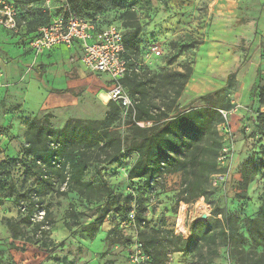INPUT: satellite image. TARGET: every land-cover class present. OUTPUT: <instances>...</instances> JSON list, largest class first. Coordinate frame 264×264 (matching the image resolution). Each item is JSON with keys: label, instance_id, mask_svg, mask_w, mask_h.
<instances>
[{"label": "rangeland", "instance_id": "374dc122", "mask_svg": "<svg viewBox=\"0 0 264 264\" xmlns=\"http://www.w3.org/2000/svg\"><path fill=\"white\" fill-rule=\"evenodd\" d=\"M10 1L17 7V26L15 29L0 27V56L10 62L6 69L15 77L6 83L1 81L5 69L2 67L0 84L17 94V99H14L8 109L11 113L8 118L14 119L20 114V125H28L34 119L44 122L47 118L54 127H62L74 115L84 117L79 118L84 120L104 118L109 102L104 109L100 105L107 96L112 79L106 74H102L100 78L99 74L91 73L80 65L79 69L84 72L83 77L87 82L80 96L78 93L75 95L77 102L67 105L68 97L59 95L62 93L57 91L67 84L65 76L62 75L67 65H70H64L57 56H47L45 61L39 58L37 63H33V70V67L26 69V72L32 70V77L26 75L24 80L12 85L13 81L20 80L15 72L18 62L27 66L26 61L18 58V54H21L20 45L31 31L46 22V15L41 10V1ZM132 5L129 11L105 5L100 14L102 26L113 25L125 35H134L138 47L136 59L142 68L149 71H182V67L192 64L191 79L170 112H166L173 115L177 105L189 106L191 101L192 107L212 104L220 113L224 112L223 124L231 130L229 134L233 150L224 159V163L219 161L225 172L215 178L209 175V181L204 185L205 194L190 202L183 200L186 194L182 190L185 179L188 180L191 176L185 178L183 172L163 171L149 186L145 185L143 178L129 179V171L138 156L137 153H122L110 165L104 166L102 175L90 164L85 179L95 186L106 180L115 193L121 196L124 206L138 210L139 204L151 224L158 228L166 227L175 235L183 233L184 227L190 229L195 220L215 221V214L219 211L236 217L230 223L227 235L234 228L246 235L244 221L257 213L264 193V170L259 165L264 151V126L261 128L257 124L261 123L258 115L264 112V76L256 83L253 93L244 88L248 81L241 76L247 70L249 61L256 57V52L257 56L262 53L259 40L264 33V0H140L134 1ZM84 13L87 12L84 10ZM250 22H254L256 31L254 40L247 47L248 31L243 26ZM154 47L161 48V55L154 53ZM208 52L211 56L210 62L203 64L201 61L206 62ZM41 62L44 66H40ZM229 74H232L230 85L221 91L226 86ZM155 87L156 85L149 84V97L161 105L169 102L168 95H173V89L162 86L158 95ZM8 97L6 95V101ZM62 102L66 106H58ZM2 111L3 107L0 108V116L3 115ZM1 119L2 117L0 121ZM10 124L1 123L0 137L6 136L9 144L1 152L0 158L7 151L17 154L24 146L19 134L10 131ZM244 124L247 125L245 128ZM152 125V121H137L135 116L123 112L116 121V132L126 139L125 145H128L131 135L139 131L138 128L146 129ZM186 135H181L182 141L196 140L194 136H190L191 140ZM213 137L215 141L218 140V129ZM215 141L208 145V154L211 156H207L211 164L216 161L218 153ZM188 152L184 145L182 154L178 155H182L181 159L184 160L188 157ZM245 172L252 176L249 182L243 178ZM223 176L227 178L226 182L218 186L217 179H223ZM15 177L21 185L22 171L19 170ZM237 194L242 197H237ZM93 196V200L85 203L70 195L64 197L53 193L47 196L50 220L55 223V227L50 232V244L46 249L35 242L14 241L11 238L6 219L18 217L19 211L11 199L4 201L0 205V264H63V261L69 264H133L131 256L140 244L141 228L135 222L129 221L115 203L107 202L99 188L93 190ZM72 215L76 217L73 218ZM221 217L218 216L220 219ZM115 224L119 225L127 237V242L124 246L114 245L110 251L105 252L104 238ZM9 243L19 248L10 249ZM232 244L233 241L229 238H215L211 245L216 247L218 253L212 256L210 264H239L238 258L230 256ZM250 247L251 245H245V250ZM256 253L264 251L258 247ZM168 260V264H192L194 257L192 253L175 252Z\"/></svg>", "mask_w": 264, "mask_h": 264}, {"label": "trees", "instance_id": "16d2710c", "mask_svg": "<svg viewBox=\"0 0 264 264\" xmlns=\"http://www.w3.org/2000/svg\"><path fill=\"white\" fill-rule=\"evenodd\" d=\"M38 1L43 4L46 0H28V3ZM68 1L79 15L95 22L97 29L100 30L107 27L102 26L100 16L105 5L129 11L134 1L140 0ZM84 10L87 13H84ZM49 21L48 15L45 23ZM123 35L129 58V71L121 79V83L133 101V109L128 113L130 116H135L137 121H152L153 125L146 129L138 128L139 131L133 133L129 144L125 145L126 139L116 132L118 127L116 121L124 110L121 104L114 101H109L108 110L102 119L70 118L62 127H54L47 118L44 122L38 119L31 121L25 132L22 150L17 154L7 151L5 156L0 158V205L11 199L19 211L18 217L6 219L11 238L14 241L35 242L45 249L48 248L50 232L55 227V223L50 220L47 196L53 193L64 197L70 195L85 203L95 198L93 190L99 188V191H103L107 202L115 203L129 221L135 222L141 228L139 239L146 264H168L170 255L175 252L192 253L194 257L192 264H210L212 256L218 253L216 247L211 245L215 238L226 240L229 238L233 241L230 256L238 258L239 264H264V253H256L258 247L264 251V193L257 213L244 221L246 235L239 233L237 228L231 229L230 234L227 235L230 223L236 217H230L219 211L215 214V221L195 220L190 227V236L186 238L181 234L175 235L166 227H155L141 211L139 204L138 210L135 207L129 209L124 206L121 196L115 193L106 180L95 186L85 179L90 164H93L97 173L102 175L104 166L110 165L122 153H137L138 156L129 171V179L143 178L145 185L149 186L163 171L183 172L185 178H189V175L194 177L185 179L186 188L182 190L186 194L183 200L190 202L205 194L204 185L208 183L209 175L215 178L216 175L225 172L219 162L222 149L227 144L220 128L225 121L222 113L210 103L192 107L190 104L193 101H191L189 106L177 105L173 115L167 114L191 79L193 65L182 67V71L166 69L158 72L149 71L142 68L141 63L136 59L138 55L136 37ZM231 76L232 74L228 75L226 86L222 87L221 91L228 88ZM149 84L156 85L154 90L158 95L160 87L169 86L173 89L172 99L168 95L169 102L162 105L156 103L154 98L149 97ZM64 92L75 91L72 89L57 91V93ZM258 119L261 123L257 124L262 128L264 112L258 115ZM246 124L243 125L244 128ZM216 127L219 138L215 141L213 136L217 132ZM183 134L194 136L196 140L182 141ZM214 141L218 145V153L216 161L211 164L207 156H211L208 154V145ZM8 144L2 146L0 143V155ZM184 145L189 152L188 157L182 160V155L178 154L182 152ZM259 165L264 170V151ZM19 170L23 175L21 185L15 177ZM243 178L249 182L252 176L245 172ZM226 179L218 180L217 185L222 186ZM236 196L242 197L240 194ZM39 209L45 211L42 220L35 218ZM132 210H135L134 219L131 218ZM219 215L222 216L221 219L218 218ZM72 217L76 216L72 215ZM27 235L29 237H26ZM126 242L127 237L119 225L115 224L104 238L105 252L110 251L117 244L124 246ZM245 245H251L250 249L246 251ZM9 248L19 247L9 243ZM62 263L69 264L67 261Z\"/></svg>", "mask_w": 264, "mask_h": 264}, {"label": "built area", "instance_id": "2783aa9c", "mask_svg": "<svg viewBox=\"0 0 264 264\" xmlns=\"http://www.w3.org/2000/svg\"><path fill=\"white\" fill-rule=\"evenodd\" d=\"M46 2L47 8L54 10L55 15L47 24L40 27L36 37L31 40L30 46L34 53L39 55L56 46H72L78 43L82 48L80 61L84 68L91 73L106 74L112 79V84L107 91L108 100L121 104L124 113L127 114L133 108V101L121 83V79L129 71V58L121 29L112 25L98 30L96 23L79 15L68 0H46ZM16 17V4L10 0H0V27L15 29ZM153 51L157 56L162 53L159 47H154ZM221 129V134L227 141L219 157V161L224 163V159L230 156L233 146L230 139L231 130L226 124H223ZM218 180H225V178L219 177L217 183ZM134 213L135 211L132 210V219L135 217ZM44 215L45 211L39 209L35 218L42 220ZM181 234L185 237L190 236V229L184 227V232ZM131 257L133 264H146L140 244Z\"/></svg>", "mask_w": 264, "mask_h": 264}, {"label": "crops", "instance_id": "0c3cea01", "mask_svg": "<svg viewBox=\"0 0 264 264\" xmlns=\"http://www.w3.org/2000/svg\"><path fill=\"white\" fill-rule=\"evenodd\" d=\"M41 10L46 15V18H48V15H49L50 19H51L55 15L54 10H50L47 8V2L46 1L42 4ZM47 23H44V24L40 25L38 28H36L35 30L31 31L27 35V39L24 41V43L20 45L21 51L19 53H21V54H18V55H20V56H18V58H20L22 61H26L27 66L24 64L21 65L20 62H18L19 66L15 67V72L18 73L17 77L20 80L13 81L12 85L19 83L23 79V77L25 78L26 75L32 77V75H33L32 70L35 68V65H33V63H37V61H39V58H42V61H45L47 56L48 57L57 56L58 58L62 59V63L64 65H66L67 63L70 65V67L67 65L66 70L64 71V74L62 75V76H65V78L67 80V84H65L64 88H61V90L72 89L75 91L73 93L68 92V93H62L59 95L68 97V102H67L68 104L67 105H74L77 102V98L75 97V95H77V93H78L80 96L81 90L86 85V82H87L86 78L83 77L84 72H82L79 69L80 65L83 66L81 61H80V57L82 54V48L80 47V45L78 43H75L72 46L60 45V46L54 47L53 49H51L49 51H45L42 54L36 55L30 46V42L38 34L40 27H42L43 25H45ZM243 28H245V30L248 31L247 34H248L249 42H248L247 47L248 46L250 47L252 40H254V38H255L254 35H255V31H256V26L254 25V22H250L247 25L243 26ZM246 28H248V29H246ZM263 39H264V33H263V37H261L259 40V47L261 46V49H262V53L260 55H263V56H260V55L257 56L258 52H256V54H255L256 57L252 58L249 61V65L247 66V70H245L241 76L243 78V80L248 81L246 87H244V88L246 90H251L250 93H253L252 91L254 90V87H257L256 83L259 82V80L264 76V42H263ZM254 46L255 45H253V48H254ZM5 52L7 53V51H5ZM30 58H31V60H29ZM210 58H211V56H210V53L208 52L206 55V62L204 60H202L201 62L203 64L204 63L208 64L210 62ZM29 61H31V62H29ZM49 61H51L50 58H49ZM9 63L10 62H7L5 59H2V57L0 56V70L3 72L2 67L5 68L4 72L2 74L3 77L1 76L2 77L1 81H3L4 83L8 82V80L11 81L10 78H15V77H13V75H11L10 71H7V69H6V67L9 65ZM41 63L42 64H40V66H44V63L43 62H41ZM4 64H5V66H4ZM28 67H33L31 72H26V69ZM38 75L40 76L39 73H38ZM82 77H83V79H82ZM100 78H102L101 75H100ZM70 79H72V80H70ZM15 88L17 90H20L19 87H15ZM9 89L10 88L6 87L5 85L0 84V108L3 107V111H2L3 115L1 114L2 116H0V117H2V119L0 121V125H1V123H11L10 124V131L14 132L15 134H19V139L23 141L28 125H20L19 124V123H22V118L20 117V114H17L14 119L8 118L9 115L11 114L10 112H8V109L11 107L10 105L15 101L14 99H17L16 98V96H17L16 91L13 92V91H10ZM6 95L9 96L7 98V101H6ZM107 102H109V100L105 101V99H104L100 106L104 109ZM63 103H65V102H62V104L58 105V106H66ZM99 113H101L100 110H99ZM73 117L74 118H84V117H79L76 115H74ZM0 129H1V126H0ZM8 129H9V127H8ZM0 138H1L2 145L9 142V139L6 136H1Z\"/></svg>", "mask_w": 264, "mask_h": 264}, {"label": "bare ground", "instance_id": "6f19581e", "mask_svg": "<svg viewBox=\"0 0 264 264\" xmlns=\"http://www.w3.org/2000/svg\"><path fill=\"white\" fill-rule=\"evenodd\" d=\"M105 101H108V96H105Z\"/></svg>", "mask_w": 264, "mask_h": 264}]
</instances>
